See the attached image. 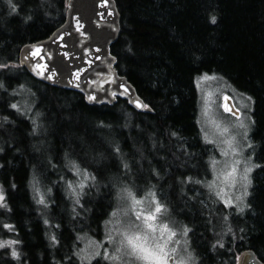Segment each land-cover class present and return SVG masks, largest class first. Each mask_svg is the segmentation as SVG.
Segmentation results:
<instances>
[{
    "label": "trees",
    "instance_id": "obj_1",
    "mask_svg": "<svg viewBox=\"0 0 264 264\" xmlns=\"http://www.w3.org/2000/svg\"><path fill=\"white\" fill-rule=\"evenodd\" d=\"M115 1L121 13L119 37L111 45L116 67L152 107L150 112L136 110L124 98L113 104H88L77 91L33 77L19 64V49L25 42L47 36L63 21L65 0H12L10 5L0 0V81L4 87L10 90L30 78L34 81L29 85L31 91L36 93L42 85L43 95L54 102L49 106L56 103L61 117L92 118V132L100 138L96 143L103 145L101 151L109 157L102 170L81 161L94 173L96 187L87 189L78 212L54 184L46 214L57 225L55 241L49 240L29 179L35 166L51 167L62 162V156L78 154L74 133L83 132L85 123L57 122L58 153L51 160H39L33 125L15 112L7 90L0 88V183L6 205L0 209V228L6 222L11 225L18 254L13 257L0 248V264H77L78 232L99 234L113 206V183L123 164V152L131 146L129 138L138 139L139 129L164 144L162 156L157 154L150 162L157 176L141 181L156 186L171 215L188 226L196 264H236L238 253L245 248L252 249L264 264V0ZM57 10L60 15L55 18ZM202 72L220 74L252 98L249 137L255 167L246 206L240 211L215 201L200 181L209 153L196 123L194 77ZM82 149L99 156L92 147ZM90 264L109 263L98 259Z\"/></svg>",
    "mask_w": 264,
    "mask_h": 264
},
{
    "label": "rangeland",
    "instance_id": "obj_2",
    "mask_svg": "<svg viewBox=\"0 0 264 264\" xmlns=\"http://www.w3.org/2000/svg\"><path fill=\"white\" fill-rule=\"evenodd\" d=\"M59 15L60 10H57L55 18ZM1 70L2 67H0ZM8 73L13 72L8 71ZM205 76L215 77V79H203ZM2 81H0V88L7 90L10 95V106L33 125L32 134L36 138L34 146L41 154L39 160H51L53 155L58 153L54 138L58 135L57 122L68 123L73 119L79 123H85L83 132L74 133L73 143L76 144L75 149L78 154L66 158L62 156L64 160L62 162L58 160L57 165L53 163L51 167L35 166L36 172L32 173L29 179L33 198L47 226V237L55 241L52 237L55 236V225L57 224L46 214V209L55 192L54 184L63 190L69 199L70 207L78 212L79 208H82L81 200L87 189L91 186L96 187L94 173L90 168L82 165L81 161L92 162L102 170L107 167L109 157L101 151L100 147L103 145L96 143L100 138L97 139L92 132V118L82 115L72 117L67 114L61 117L56 103L54 107L49 106V103L53 101L50 97L43 95L42 85L36 93L31 91L29 85L34 81L30 78H26V82L19 81L10 90L9 87H4ZM194 85L196 88V123L201 139L209 148L205 163L206 174L200 181L215 201H219L232 211H240L246 206L245 199L251 183V173L255 167L252 158L253 146L249 137L252 98L234 88L223 76L215 72L197 74L194 77ZM226 97L231 98L233 105L238 109L237 114L226 110ZM72 99L75 102L76 98ZM38 103L41 106H38ZM5 129L9 130V125ZM138 134V139L129 138L131 146L123 152V164L117 173V181L113 183V206L104 218L99 234L78 232L75 249L77 264H90L98 259L109 264H196L197 262L190 246L188 226L171 215L167 204L159 197L156 186L141 181L143 178L146 180L157 176L156 167L150 162L155 155L162 156L160 149L164 148V144L157 143L151 132L146 133L139 129ZM98 135L105 136L102 133ZM3 136L5 138L4 134ZM104 141L105 144L108 143L107 139ZM90 147L99 153L98 157L82 149ZM194 170L201 172V169L197 167ZM97 192L98 189L94 190L91 196L93 197L92 194ZM0 193L4 196L2 203L5 205V194L1 183ZM136 200L141 203L136 204ZM157 205L162 208L160 213H155ZM3 208L4 206H0V209ZM113 213L116 215L113 216ZM138 213L141 217L154 215L155 219L148 223H152L157 230L153 232L149 229L147 223L142 218H138ZM9 225L6 222L0 228V242L17 241L12 235V228L7 227ZM165 225L169 232L175 233L171 239L168 238V232L161 233L160 231ZM185 229H187L186 233ZM4 234H7L6 238ZM131 236H140L154 254H159L160 247H162L161 258L158 260L138 259L139 254H133L127 242V237ZM2 248L7 249L10 256H13V251L17 253V243ZM169 256H172L171 261L168 259Z\"/></svg>",
    "mask_w": 264,
    "mask_h": 264
},
{
    "label": "water",
    "instance_id": "obj_3",
    "mask_svg": "<svg viewBox=\"0 0 264 264\" xmlns=\"http://www.w3.org/2000/svg\"><path fill=\"white\" fill-rule=\"evenodd\" d=\"M63 21L47 36L25 42L18 61L35 78L81 93L88 104H113L124 98L139 111H152L134 84L116 67L111 51L120 33L121 13L115 0H65ZM146 106V107H145ZM225 108L238 109L230 97ZM169 261L172 256L168 257ZM236 264H263L254 251L245 248Z\"/></svg>",
    "mask_w": 264,
    "mask_h": 264
},
{
    "label": "snow or ice",
    "instance_id": "obj_4",
    "mask_svg": "<svg viewBox=\"0 0 264 264\" xmlns=\"http://www.w3.org/2000/svg\"><path fill=\"white\" fill-rule=\"evenodd\" d=\"M9 3H11V0H9ZM13 8H14V6H13ZM211 22L212 23L216 22L215 17L212 18ZM0 67H2V66H0ZM203 79H215V77L205 76ZM13 107H16V106L13 105ZM81 187H83V185H81ZM129 195H131V193H129ZM3 200H4V196L2 195V193H0V206L6 207V205H3V203H2ZM135 203L139 204V203H141V201L136 200ZM161 211H162V208L159 205H157L155 208V213H160ZM115 215H116V213H113V216H115ZM137 216H138V218H142L147 223V227L149 229H151L153 232H155L157 230L153 226L152 223H148L149 221H153L155 219L154 215H148L145 217H141L140 213H138ZM7 227L11 228L10 225ZM160 231H161V233L168 232L169 233V237H168L169 239H171V237L175 235V233L169 232L167 225H165ZM186 232H187V229H185V233ZM52 239L55 240V236H53ZM127 242H128V245L131 246L133 254H139V255H137L138 259H157L158 260L161 258L162 254H163V248L162 247H160V253L159 254H154L151 250L148 249V247L146 245V241H143L140 236L127 237ZM15 243H17V241H14V240H9L7 242H0V248L5 247L6 245L11 246ZM165 243H167V242H165ZM12 255L18 256V254L15 251L12 252Z\"/></svg>",
    "mask_w": 264,
    "mask_h": 264
}]
</instances>
